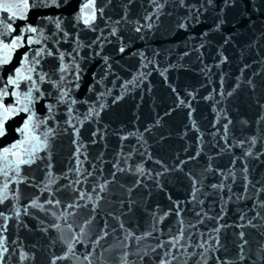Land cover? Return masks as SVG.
<instances>
[{
    "label": "water",
    "instance_id": "water-1",
    "mask_svg": "<svg viewBox=\"0 0 264 264\" xmlns=\"http://www.w3.org/2000/svg\"><path fill=\"white\" fill-rule=\"evenodd\" d=\"M83 2L67 0L59 9L32 10L27 21L12 23L23 27L39 16L66 17L64 27L71 32ZM107 2L97 0L96 6ZM157 3L164 7L157 9L152 0H112L104 19L98 14L96 32L79 24L85 43L100 35L99 29L112 42L105 43L101 55L86 65L75 94L78 100H88L76 105L78 111L73 113L79 137L70 128L62 131L67 127L66 109L58 114L59 125L56 121L48 125L60 129L50 149L56 183L42 191L46 180L37 171L39 186L20 184L18 199L15 182L9 184L8 200L0 204V212L8 217L0 216V239L8 249L4 264H74L73 259H56L65 256L64 241L73 236L77 238L73 252L80 257L75 264H88L83 260L86 252L92 253V264H159L161 259L170 264H203L204 259L216 264L215 257L225 264H264V0H229L228 6L224 0L211 4L185 0L187 7L178 0ZM0 19L6 20L7 14L0 12ZM137 21L145 26L139 33L134 30ZM112 27L123 38L124 53L119 52L117 37L109 36ZM49 28L54 30V25ZM22 51L7 69L18 66ZM103 56L110 58L111 73L94 84L92 73L99 80L107 70ZM133 77L136 82L127 83ZM92 85L94 91L89 92ZM108 90L110 94L93 104L100 92ZM116 97L120 99L113 102ZM100 103L105 105L103 110ZM89 104L100 112L99 117L85 118ZM37 111L43 114L39 105ZM21 122L19 116L7 122L0 147L20 138L15 128ZM138 168H143V174ZM193 178L198 181L195 189ZM76 180L79 183L73 184ZM221 183L225 187H211ZM65 184L70 187L56 191ZM49 197L62 203L49 205ZM36 198L44 211L31 207ZM74 202L86 207H67ZM108 213L119 217L124 229ZM93 216V223L85 225ZM105 219L109 234L96 243ZM198 244L209 248L203 258L204 248ZM165 252L176 259L165 257Z\"/></svg>",
    "mask_w": 264,
    "mask_h": 264
},
{
    "label": "snow or ice",
    "instance_id": "snow-or-ice-1",
    "mask_svg": "<svg viewBox=\"0 0 264 264\" xmlns=\"http://www.w3.org/2000/svg\"><path fill=\"white\" fill-rule=\"evenodd\" d=\"M112 0H108L104 6L97 8V0H86L79 6V11L76 13L74 20L75 23L71 25L73 31H68L64 27V20L67 18H61L59 16H39L36 22H26L23 27H14L12 21L28 20V13L32 10L47 9L55 7L61 8L63 4L67 3V0H0V12L7 14V19H0V138L5 137L7 134V128L5 125L9 120L15 117H20L22 121L15 131L19 133L20 138L14 140L12 143L0 147V177L3 178V182L0 183V204H4L8 200V194L10 191L9 184L15 182L16 195L14 198L18 199L19 185L25 184L28 187H38L36 181V172H43L46 183H44L42 191L49 190V185L56 183L58 177L52 172L53 164L51 162V146L52 139L59 135L60 129L53 128L50 125L53 121H56L59 125L58 114L60 110L66 109L67 119L64 120V124L67 127L62 131L67 133L69 128L72 129L74 135L79 137L80 129L73 124V119L76 117L74 112L78 111L75 107L80 104H88V100H78L75 97L76 92L81 86L83 75L87 71L86 65L91 62L95 57L100 56L103 51L105 43H111L112 41L108 36L103 35V29H99L100 35H97L95 39L88 43H85L81 39L80 33L84 29L79 28V24L82 22L85 29L92 32L97 31L96 21L98 14L100 19H104L105 9L110 5ZM131 2V0H129ZM157 9H161L164 5L158 4L157 0H152ZM209 4L212 0H207ZM181 7H187L185 0H178ZM226 6L229 5V0H224ZM192 7H195L194 5ZM196 15H199V9H197ZM111 19L110 17L108 18ZM123 19H127V12ZM145 19L151 20V16H146ZM156 19L159 20V15H156ZM131 23V21H128ZM115 24H119L120 21H115ZM224 21H220V24ZM135 32L142 31L144 25H140L139 21L136 22ZM220 24L217 25L219 29ZM49 25H54V30L49 28ZM149 29L153 27L152 23L147 25ZM179 27H185L184 24H180ZM118 29L112 27L109 32V36H116L117 41L120 42L119 52L124 53L126 46L122 43L123 38L117 35ZM207 35V34H205ZM228 41L226 40L225 43ZM100 51H96V48ZM203 47V45H201ZM23 50L21 55L17 58L18 66H14L11 69H7V66L11 65L13 59L16 57V53ZM84 50H88V55H82ZM135 55V53H134ZM143 58V53L140 54ZM107 70L96 80L97 73L93 72L94 84L102 83L107 76L111 73V64L108 63L109 57H102ZM226 59V58H225ZM146 67V65H144ZM144 73H140V76H144ZM136 77H133L132 81L127 83H135ZM89 92L94 91V85L89 87ZM111 90L107 92H100L97 96V101L103 99L107 94H110ZM231 95V93H229ZM13 97L14 102L6 103L5 99ZM120 97L114 98L113 102ZM183 103V101H181ZM93 104H89L88 112L85 114V118L91 117L93 114L99 117L100 112L96 110ZM39 105L43 114H38L37 106ZM105 105L99 104L100 110H103ZM24 114V115H22ZM83 123L82 121H78ZM227 124L224 125L227 130ZM148 129H146L147 131ZM97 133L93 132L95 136ZM255 138H253L254 142ZM95 142V141H93ZM77 140H73V144H76ZM76 151L79 152L80 148L77 147ZM41 152H47L46 156H42ZM199 155V153H197ZM78 163H80L78 161ZM36 166L34 169L33 166ZM40 165H43L41 168ZM25 169L28 173L25 174ZM123 171V169H118ZM79 171V168L76 169ZM141 174H143V168H138ZM92 175V173H88ZM115 177V173H112ZM66 179V176L64 177ZM247 179V177H245ZM73 184L79 183L78 180L73 181ZM198 181L193 178V187ZM70 186L65 184L57 188L56 191L61 189H67ZM213 189H219L225 187L223 183L211 185ZM247 189V184L244 185ZM101 191L104 190L105 185H99ZM95 191V189H93ZM130 191V190H129ZM85 193L81 192L79 198L83 199ZM88 199H92L89 195ZM97 199H103L102 196H97ZM193 199H195V191L193 193ZM53 202L59 205L62 202L59 199L49 197L46 203L51 205ZM123 204V202H121ZM31 207L44 211V205L39 202V199H32ZM68 208H82L86 205L79 203H72L67 205ZM96 211L95 208L92 209ZM131 211V209H129ZM27 214V212H26ZM179 214V211L177 212ZM16 215H19V210H16ZM55 216V213H52ZM113 219L119 221V217L113 216L112 213H108ZM167 215V213L165 214ZM200 213H197L199 216ZM0 216L8 219L3 212H0ZM163 217H161V220ZM95 217L85 220V225H91ZM182 224L183 221H180ZM57 230H60L59 225H54ZM109 227L108 220L103 222V229H101L102 235L97 237V242L107 236L109 233L105 231ZM119 227L124 229V223L119 221ZM194 227V226H193ZM71 230L72 225H68ZM116 229H113L115 231ZM81 233L84 232V228L81 227ZM219 231V229H215ZM146 235H150L147 233ZM243 235V233H241ZM203 237V233H201ZM77 238L73 236L69 240H65L67 244V253L63 257H56L57 260L61 259H73L75 262L80 261V257L75 256L73 252V241ZM137 240L140 237H136ZM175 246V245H173ZM162 247V245H159ZM196 247L204 248V252L200 253L203 258L209 251V248L203 244H198ZM8 251L7 247L3 243V239H0V264H4V253ZM155 251V249H153ZM71 254V256L69 255ZM172 259H176L175 255L169 252H165L164 256H170ZM91 252L83 254V260L88 264H92L90 257ZM20 258L23 260L25 254L21 252ZM243 258V257H241ZM216 264H225V261L219 257H215ZM55 264V261H53ZM124 264H127L124 261ZM159 264H170L167 259H161ZM200 264V261H197ZM203 264H208V260L204 259Z\"/></svg>",
    "mask_w": 264,
    "mask_h": 264
}]
</instances>
